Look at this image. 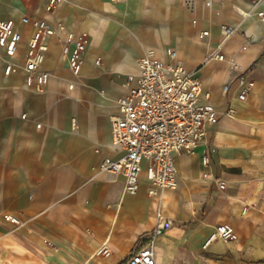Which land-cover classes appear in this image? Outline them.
<instances>
[{
	"label": "crops",
	"instance_id": "1",
	"mask_svg": "<svg viewBox=\"0 0 264 264\" xmlns=\"http://www.w3.org/2000/svg\"><path fill=\"white\" fill-rule=\"evenodd\" d=\"M45 1L0 0V21H60L88 44L74 75L50 39L39 90L26 86L23 51L4 74L0 50V264H120L144 244L158 210L172 226L154 243L157 264H264V0H64L50 14ZM222 25L237 31L220 46ZM20 28L25 45L31 29ZM167 48L220 120L206 128V147L176 156L177 189L150 194L142 176L129 195L121 175L98 165L121 154L111 121L127 77L146 50L165 57ZM240 74L253 82L244 101ZM221 224L235 239L204 247Z\"/></svg>",
	"mask_w": 264,
	"mask_h": 264
},
{
	"label": "built area",
	"instance_id": "2",
	"mask_svg": "<svg viewBox=\"0 0 264 264\" xmlns=\"http://www.w3.org/2000/svg\"><path fill=\"white\" fill-rule=\"evenodd\" d=\"M29 2L31 0H24ZM64 0H46L45 14L52 13ZM206 5L211 0H205ZM264 24V13L258 12ZM23 27L31 29L26 44H23ZM237 31L236 26H221V43ZM208 36V32H202ZM56 38L69 69L74 75L81 71L84 53L88 44L86 32L69 31L62 22H51L46 18L23 13L19 20L0 21V50L6 62L4 74L11 73L14 59L23 51V70L26 86L41 89L49 79V73L41 69V64L49 48V40ZM223 59L222 55L218 56ZM96 63H98L96 61ZM236 83L238 100L244 101L253 86L246 74L238 75ZM127 92L118 99L119 114L111 121V145L121 151L118 158H103L99 171L123 177V191L135 195L143 176L155 191L175 190L178 186L176 156L191 152L198 147H206L205 133L208 126H215L220 120L216 108L201 98V84L193 72L185 69L174 49L167 48L165 57L154 50H146L138 59V71L127 77ZM228 86H224L227 90ZM231 110L228 109L227 114ZM39 126V125H37ZM209 153L202 155V165L209 166ZM206 176V175H204ZM220 188L224 183L218 180ZM157 224L148 235L147 241L130 254L124 264H157L154 243L172 226L170 219H162V212H156ZM5 221L18 224L10 215ZM236 235L229 224H221L208 237L204 247L213 240H233ZM107 255L108 251L103 250Z\"/></svg>",
	"mask_w": 264,
	"mask_h": 264
},
{
	"label": "trees",
	"instance_id": "3",
	"mask_svg": "<svg viewBox=\"0 0 264 264\" xmlns=\"http://www.w3.org/2000/svg\"><path fill=\"white\" fill-rule=\"evenodd\" d=\"M147 239H148V236H143L141 239H140V241H142L143 243H145L146 241H147ZM127 260V259H126ZM126 260H124L123 262H121L120 264H124L125 263V261Z\"/></svg>",
	"mask_w": 264,
	"mask_h": 264
},
{
	"label": "rangeland",
	"instance_id": "4",
	"mask_svg": "<svg viewBox=\"0 0 264 264\" xmlns=\"http://www.w3.org/2000/svg\"><path fill=\"white\" fill-rule=\"evenodd\" d=\"M102 255V254H101Z\"/></svg>",
	"mask_w": 264,
	"mask_h": 264
}]
</instances>
